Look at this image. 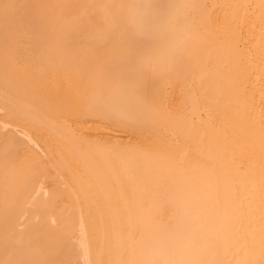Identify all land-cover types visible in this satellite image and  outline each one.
<instances>
[{
    "label": "bare ground",
    "instance_id": "bare-ground-1",
    "mask_svg": "<svg viewBox=\"0 0 264 264\" xmlns=\"http://www.w3.org/2000/svg\"><path fill=\"white\" fill-rule=\"evenodd\" d=\"M0 264H264V0H0Z\"/></svg>",
    "mask_w": 264,
    "mask_h": 264
}]
</instances>
